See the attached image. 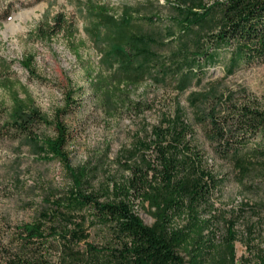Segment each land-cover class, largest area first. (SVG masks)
<instances>
[{
  "label": "trees",
  "instance_id": "1",
  "mask_svg": "<svg viewBox=\"0 0 264 264\" xmlns=\"http://www.w3.org/2000/svg\"><path fill=\"white\" fill-rule=\"evenodd\" d=\"M83 9L93 19L90 32L103 49V65L114 74L109 98L114 89L148 79L170 80L182 94L211 70L221 69L227 79L264 64V0H175L171 26L158 29L159 18L148 17L150 32L138 26L132 8L118 17L90 0ZM174 40L163 57L161 48ZM23 65L31 68L32 58ZM204 86L188 99L191 117L179 107L152 126L117 157L128 174L97 185L98 166L72 164L65 111L52 120L15 94L5 112L6 135L25 139L42 161H59L70 183L60 194H47L32 221L8 231L0 226V264H238L236 245L251 251L253 228L241 232L237 212L218 206L226 177L206 145L243 179L256 174L264 180V102L246 91L240 97L221 82ZM67 100L70 108L73 93ZM42 126L53 127L55 136L39 134ZM138 209L150 212L153 225Z\"/></svg>",
  "mask_w": 264,
  "mask_h": 264
},
{
  "label": "rangeland",
  "instance_id": "2",
  "mask_svg": "<svg viewBox=\"0 0 264 264\" xmlns=\"http://www.w3.org/2000/svg\"><path fill=\"white\" fill-rule=\"evenodd\" d=\"M91 1L106 6L118 17L132 8L140 19L138 26L145 32L154 28L145 18L156 16V27L167 29L175 17V0ZM88 2L0 0V226L6 231L32 221L42 210L46 195L60 194L70 183L59 161H42L25 139L6 135L5 112L11 108L15 94L32 101L52 120L57 111H65L62 119L70 132L67 150L72 164L98 166L96 185L128 174L119 169L117 157L145 137L152 126L174 116L179 107L191 117L193 109L188 99L208 81L221 82L222 88L240 97L246 91L247 97L264 102V64L245 67L227 79H223L221 69L211 70L201 85L182 94L170 80L156 83L148 79L114 89L109 98L107 90L114 74L103 65V49L91 36L93 19L83 9L88 8ZM176 42L161 48L163 57H169ZM28 58H32L29 69L23 65ZM126 79L121 77L122 82ZM70 93L75 103L68 108ZM137 104L141 109H136ZM38 132L47 137L56 134L53 127L45 126ZM206 148L219 174L226 177L218 206L237 212L241 232L253 228L252 250L242 242L236 245L238 264H246L244 258L260 264L264 258V180L255 178L256 174L243 179L229 164L217 159L210 147ZM138 212L147 225H153L148 210Z\"/></svg>",
  "mask_w": 264,
  "mask_h": 264
}]
</instances>
